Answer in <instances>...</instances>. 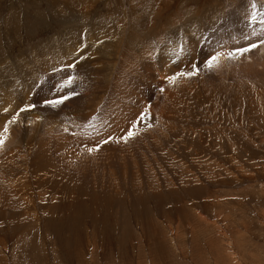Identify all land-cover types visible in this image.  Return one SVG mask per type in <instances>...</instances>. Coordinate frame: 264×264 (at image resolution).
<instances>
[{
  "label": "rangeland",
  "instance_id": "obj_1",
  "mask_svg": "<svg viewBox=\"0 0 264 264\" xmlns=\"http://www.w3.org/2000/svg\"><path fill=\"white\" fill-rule=\"evenodd\" d=\"M254 2L0 0V264H264Z\"/></svg>",
  "mask_w": 264,
  "mask_h": 264
},
{
  "label": "crops",
  "instance_id": "obj_2",
  "mask_svg": "<svg viewBox=\"0 0 264 264\" xmlns=\"http://www.w3.org/2000/svg\"><path fill=\"white\" fill-rule=\"evenodd\" d=\"M249 5H250L249 6L250 11H251V17L250 18H256V19L260 18L261 16L259 15V13H261L263 11H260V8H257V6L255 5L254 0H249ZM249 20L254 23V25H253L254 27L252 28L253 30H254V28L258 27L259 23L256 20H254V19H249ZM231 26H233V28L235 27L234 25H231ZM263 41H264V38L261 40V42H263ZM262 46H264V44ZM258 48H260V47H258Z\"/></svg>",
  "mask_w": 264,
  "mask_h": 264
},
{
  "label": "bare ground",
  "instance_id": "obj_3",
  "mask_svg": "<svg viewBox=\"0 0 264 264\" xmlns=\"http://www.w3.org/2000/svg\"><path fill=\"white\" fill-rule=\"evenodd\" d=\"M81 1V0H80ZM251 19V18H250ZM255 20H257V19H255ZM9 22V21H8ZM215 25V24H214ZM78 45L79 46H81V43H78ZM261 50L263 49V48H260ZM175 73V72H174Z\"/></svg>",
  "mask_w": 264,
  "mask_h": 264
}]
</instances>
